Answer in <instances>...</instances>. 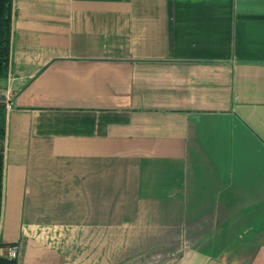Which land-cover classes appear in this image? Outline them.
<instances>
[{"label":"crops","instance_id":"0c3cea01","mask_svg":"<svg viewBox=\"0 0 264 264\" xmlns=\"http://www.w3.org/2000/svg\"><path fill=\"white\" fill-rule=\"evenodd\" d=\"M0 94V264H264V0H12Z\"/></svg>","mask_w":264,"mask_h":264},{"label":"trees","instance_id":"16d2710c","mask_svg":"<svg viewBox=\"0 0 264 264\" xmlns=\"http://www.w3.org/2000/svg\"><path fill=\"white\" fill-rule=\"evenodd\" d=\"M12 0H0V78L8 72L10 57V21ZM6 131V102L0 101V213L2 202L3 142Z\"/></svg>","mask_w":264,"mask_h":264},{"label":"built area","instance_id":"2783aa9c","mask_svg":"<svg viewBox=\"0 0 264 264\" xmlns=\"http://www.w3.org/2000/svg\"><path fill=\"white\" fill-rule=\"evenodd\" d=\"M3 254L7 259L15 260L18 257V246L16 244L6 246Z\"/></svg>","mask_w":264,"mask_h":264},{"label":"water","instance_id":"95a60500","mask_svg":"<svg viewBox=\"0 0 264 264\" xmlns=\"http://www.w3.org/2000/svg\"><path fill=\"white\" fill-rule=\"evenodd\" d=\"M0 101L1 102H5L6 101V98L3 94H0Z\"/></svg>","mask_w":264,"mask_h":264}]
</instances>
